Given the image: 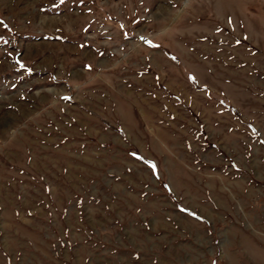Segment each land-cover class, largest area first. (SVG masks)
I'll return each mask as SVG.
<instances>
[{
	"label": "rangeland",
	"instance_id": "obj_1",
	"mask_svg": "<svg viewBox=\"0 0 264 264\" xmlns=\"http://www.w3.org/2000/svg\"><path fill=\"white\" fill-rule=\"evenodd\" d=\"M0 264H264V0H0Z\"/></svg>",
	"mask_w": 264,
	"mask_h": 264
}]
</instances>
